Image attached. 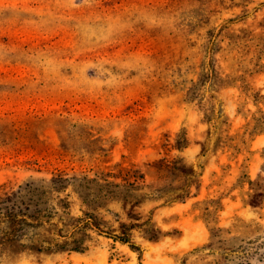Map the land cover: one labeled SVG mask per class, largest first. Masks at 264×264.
I'll list each match as a JSON object with an SVG mask.
<instances>
[{
    "label": "rangeland",
    "instance_id": "1",
    "mask_svg": "<svg viewBox=\"0 0 264 264\" xmlns=\"http://www.w3.org/2000/svg\"><path fill=\"white\" fill-rule=\"evenodd\" d=\"M0 264H264V0H0Z\"/></svg>",
    "mask_w": 264,
    "mask_h": 264
},
{
    "label": "trees",
    "instance_id": "2",
    "mask_svg": "<svg viewBox=\"0 0 264 264\" xmlns=\"http://www.w3.org/2000/svg\"><path fill=\"white\" fill-rule=\"evenodd\" d=\"M16 236H18V235H14V236L11 237V238H16ZM116 238H119V239L122 240L123 242H127V241H128L126 238H121V237H116Z\"/></svg>",
    "mask_w": 264,
    "mask_h": 264
}]
</instances>
